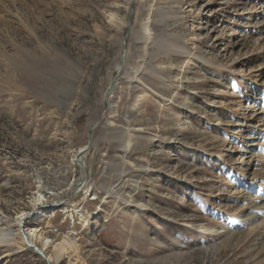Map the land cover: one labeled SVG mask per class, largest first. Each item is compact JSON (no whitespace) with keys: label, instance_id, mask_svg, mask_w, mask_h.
<instances>
[{"label":"rangeland","instance_id":"374dc122","mask_svg":"<svg viewBox=\"0 0 264 264\" xmlns=\"http://www.w3.org/2000/svg\"><path fill=\"white\" fill-rule=\"evenodd\" d=\"M129 2L0 0V264H264V0H132L75 188Z\"/></svg>","mask_w":264,"mask_h":264},{"label":"bare ground","instance_id":"6f19581e","mask_svg":"<svg viewBox=\"0 0 264 264\" xmlns=\"http://www.w3.org/2000/svg\"><path fill=\"white\" fill-rule=\"evenodd\" d=\"M145 30L149 31L148 25L145 26ZM149 38H150L149 33H147V39ZM124 46H125V43H124ZM125 51H124V54H125ZM123 60H124V56H123ZM122 146L124 148V152L129 150L131 146L129 140H125ZM73 160H74V157H73ZM33 202L34 203L32 205L31 211L20 212L12 220L3 215L0 216V247L13 248L15 246H23V247L25 246L27 248L28 247L27 244L29 243L31 245H35V247L37 248L38 247L36 246L37 241H39L40 243L41 251L42 249L49 247V245L51 244V241L46 236H44L43 231L41 230L42 228H38V226L25 228V223L28 221L30 216L33 217V219L37 218L41 215L40 212L38 211L39 208H44V209L46 208L43 206L45 205V203H44L43 194L41 192H39V194L35 197ZM47 210L54 211V208L50 209L49 207ZM14 224L17 226L16 228H12V225ZM24 237L26 238L27 243L25 242ZM67 237L68 236L65 235L60 242L53 244V247H54V250L52 249L53 253L52 255H49L48 257H46L47 261H51L52 263L59 264V262L62 261L61 260L62 255L66 253L68 250H75L77 252L78 245L75 244L73 240L70 241Z\"/></svg>","mask_w":264,"mask_h":264},{"label":"water","instance_id":"95a60500","mask_svg":"<svg viewBox=\"0 0 264 264\" xmlns=\"http://www.w3.org/2000/svg\"><path fill=\"white\" fill-rule=\"evenodd\" d=\"M131 2L132 0H130L129 2V6H128V13H127V17H126V28H127V31L125 33V35L122 37V40H121V44H120V47H121V65L119 66V68L117 69V73L116 75L113 77V80L109 86V88L105 91L104 93V101H105V107L104 109L102 110L101 114H100V117L98 119V121L95 123V125L91 128V131L88 135V139H87V142H86V145L83 146V147H80L76 153L74 154V162L77 164L78 168H79V172H80V176H79V179L78 181L76 182L75 184V188L78 189L80 187H82L85 182H86V173H85V170H84V166H85V163H84V160H83V157H84V154L89 150L90 146H91V143H92V137H93V133L94 131L96 130V128L101 124V121L103 119V117L105 116L108 108H109V103H108V96H109V93L111 92V90L113 89L114 87V83H115V77L121 72L123 71V63H124V60H123V56H124V51H125V46H124V41H125V38L126 36L128 35L129 33V28H130V25H129V19H130V16H131V8H130V5H131ZM75 189V190H76ZM25 238V237H24ZM25 242L27 243L26 241V238H25ZM28 247H32L35 251L39 252V254H41L40 251L37 250V248L35 247V245H31V244H27Z\"/></svg>","mask_w":264,"mask_h":264},{"label":"trees","instance_id":"16d2710c","mask_svg":"<svg viewBox=\"0 0 264 264\" xmlns=\"http://www.w3.org/2000/svg\"><path fill=\"white\" fill-rule=\"evenodd\" d=\"M35 255H37V256H38V254H36V253H35Z\"/></svg>","mask_w":264,"mask_h":264}]
</instances>
